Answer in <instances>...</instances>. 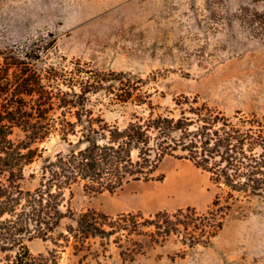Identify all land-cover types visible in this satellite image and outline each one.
<instances>
[{
    "label": "rangeland",
    "instance_id": "rangeland-1",
    "mask_svg": "<svg viewBox=\"0 0 264 264\" xmlns=\"http://www.w3.org/2000/svg\"><path fill=\"white\" fill-rule=\"evenodd\" d=\"M260 20L264 0H0V51L36 43L46 49L42 65L142 77L143 90L162 108H171L177 95H198L227 115L239 111L264 117ZM113 98L108 88L89 95L88 107L122 128L141 108ZM37 146L42 158L25 167L21 186L26 190L37 186L45 158L69 150L57 134ZM156 175L162 180L130 182L112 194L73 186L63 203L73 219L60 222L53 240L25 242L34 263L128 264L121 261L112 236L88 240L81 252L62 242L60 234L87 210L144 217L187 206L206 211L214 191L205 172L166 157ZM181 240L172 236L129 264H264V197L240 198L208 245L188 248ZM13 256V251L3 253L0 264H10Z\"/></svg>",
    "mask_w": 264,
    "mask_h": 264
},
{
    "label": "trees",
    "instance_id": "trees-1",
    "mask_svg": "<svg viewBox=\"0 0 264 264\" xmlns=\"http://www.w3.org/2000/svg\"><path fill=\"white\" fill-rule=\"evenodd\" d=\"M45 52L36 43L0 51V259L13 251L10 264H35L25 242L53 240L60 222L73 219L63 210L73 186L112 194L130 182L160 181L156 172L166 157L208 175L214 192L205 212L187 206L144 217L87 210L60 234L62 242L81 252L88 240L112 236L129 264L172 236L188 248L206 246L240 198L264 197V117L227 115L198 95H177L162 108L143 90L142 77L42 65ZM108 88L117 103L141 108L122 128L88 107L89 95ZM55 134L69 150L45 158L37 186L23 189L25 167L42 158L37 144Z\"/></svg>",
    "mask_w": 264,
    "mask_h": 264
}]
</instances>
